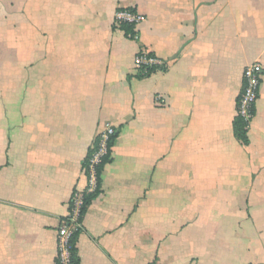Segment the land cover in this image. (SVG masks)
Wrapping results in <instances>:
<instances>
[{
    "label": "crops",
    "instance_id": "1",
    "mask_svg": "<svg viewBox=\"0 0 264 264\" xmlns=\"http://www.w3.org/2000/svg\"><path fill=\"white\" fill-rule=\"evenodd\" d=\"M144 16L138 40L115 23ZM163 65L143 74L140 52ZM264 0H0V264H56L101 132L116 128L79 264H264Z\"/></svg>",
    "mask_w": 264,
    "mask_h": 264
},
{
    "label": "built area",
    "instance_id": "2",
    "mask_svg": "<svg viewBox=\"0 0 264 264\" xmlns=\"http://www.w3.org/2000/svg\"><path fill=\"white\" fill-rule=\"evenodd\" d=\"M144 16L134 10H120L115 15V23L118 27L132 28L128 34L131 40H138V27L144 22ZM135 67L143 74L150 73L154 68L163 65V62L146 52H140L135 60ZM264 67L261 64L249 66L244 71V85L238 99L237 117H241L250 126L254 117V110L259 97L261 79ZM116 137V128L108 126L96 140L87 166L84 169L87 178V187L84 191H76L70 203L67 218L62 222L57 236L56 264H73L72 240L77 230L82 227V211L85 205V197L96 193L99 186V168L110 154V146Z\"/></svg>",
    "mask_w": 264,
    "mask_h": 264
},
{
    "label": "trees",
    "instance_id": "3",
    "mask_svg": "<svg viewBox=\"0 0 264 264\" xmlns=\"http://www.w3.org/2000/svg\"><path fill=\"white\" fill-rule=\"evenodd\" d=\"M124 29L126 31V35H128V34H130L132 32V28L124 27ZM254 114H255V110H254ZM248 128H249V126L247 125V123L241 117H237V119L235 121V135H236V137L239 140H242L243 142H246V138H247L246 135H247ZM113 143H114V140L112 141L111 146H110V154H109V156L104 160L103 164L99 168V184H100V179H101V175H102V172L104 170V167L110 161L111 150H112ZM89 157H90V154H89ZM87 161L84 164L85 167L87 166ZM98 189H99V186H98ZM98 189H97L96 193L87 195L85 197V205H84V208H83V211H82V220H83V218H84V216H85V214H86V212H87L92 200L98 195V193H99ZM80 232H81V228L77 230V233H76V235L74 236V238L72 240V246H73L72 262H73V264H79V257H78V254H77L76 245H77V240H78Z\"/></svg>",
    "mask_w": 264,
    "mask_h": 264
}]
</instances>
